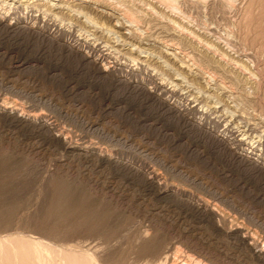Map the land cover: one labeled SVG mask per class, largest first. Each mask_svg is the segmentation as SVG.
I'll return each instance as SVG.
<instances>
[{
    "label": "rangeland",
    "instance_id": "obj_1",
    "mask_svg": "<svg viewBox=\"0 0 264 264\" xmlns=\"http://www.w3.org/2000/svg\"><path fill=\"white\" fill-rule=\"evenodd\" d=\"M0 21V264H264V0Z\"/></svg>",
    "mask_w": 264,
    "mask_h": 264
},
{
    "label": "bare ground",
    "instance_id": "obj_2",
    "mask_svg": "<svg viewBox=\"0 0 264 264\" xmlns=\"http://www.w3.org/2000/svg\"><path fill=\"white\" fill-rule=\"evenodd\" d=\"M18 1V0H17ZM27 1V0H26ZM71 1V0H70ZM74 1V0H73ZM87 1V0H86ZM34 3V2H33ZM73 4H75L74 2H73ZM82 4V3H81ZM72 5V4H71ZM59 8V7H58ZM0 22H2V21H0ZM8 28V27H7ZM88 56V55H87ZM85 57V56H84ZM87 59V58H86ZM1 103V102H0ZM5 108V107H4ZM3 108V109H4ZM11 109H12V107H11ZM14 109V108H13ZM11 113H14L12 110L10 111ZM33 116V115H32ZM29 117V116H28ZM35 118V117H34ZM20 119H21V117H20ZM39 119V118H38ZM92 124V123H91ZM93 127V126H92ZM112 139H114V138H112ZM70 148V147H69ZM75 150V149H74ZM75 152V151H74ZM86 157V156H85ZM261 162V161H260ZM92 167V166H91ZM93 168V167H92ZM87 170L88 171H93V170H91L90 168H88L87 167ZM96 171V170H95ZM25 245V244H24ZM24 247V246H23ZM20 252H22V251H20ZM38 252V251H37ZM23 254V253H22ZM260 254V253H259ZM35 255V254H34ZM257 255H258V253H257ZM31 256H32V254H31ZM261 256V255H260ZM22 257V256H21ZM33 257V256H32ZM31 257V258H32ZM22 258H24V257H22ZM36 259V258H35ZM43 258L40 256V254L38 255V257H37V260L36 261H40V263L43 261L42 260ZM174 260V259H173ZM23 261V260H22ZM191 261V260H190ZM186 263V262H185ZM26 264V263H25Z\"/></svg>",
    "mask_w": 264,
    "mask_h": 264
}]
</instances>
